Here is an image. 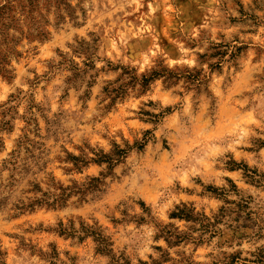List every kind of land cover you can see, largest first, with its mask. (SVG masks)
Wrapping results in <instances>:
<instances>
[{"label": "rangeland", "instance_id": "rangeland-1", "mask_svg": "<svg viewBox=\"0 0 264 264\" xmlns=\"http://www.w3.org/2000/svg\"><path fill=\"white\" fill-rule=\"evenodd\" d=\"M10 1L0 19V264H111L92 237L60 233L81 221L132 264L151 262L168 249L157 225H190L170 217L182 204L225 215L221 234L169 248L172 257L254 260L264 249V0ZM69 65L83 72L74 78ZM25 134L42 153L28 172L4 168ZM146 134L87 201L21 207L35 179L46 189L103 170L68 171L67 152H108Z\"/></svg>", "mask_w": 264, "mask_h": 264}, {"label": "trees", "instance_id": "trees-1", "mask_svg": "<svg viewBox=\"0 0 264 264\" xmlns=\"http://www.w3.org/2000/svg\"><path fill=\"white\" fill-rule=\"evenodd\" d=\"M29 1V6L33 8V0ZM11 7H13V5L10 0L0 6V19L5 18L4 15L7 14L8 10H11ZM69 66L73 70L74 78L83 72L82 68L78 67V65ZM157 75V72L152 73L151 76L143 75L140 82L141 87L145 88L149 81ZM124 90L125 87L123 88V86H119L118 88L109 91V93L116 92L112 96L110 104L114 103L120 94H123ZM148 132L149 131L146 133L148 134ZM147 134L142 140L136 141L133 144L125 143V145L122 146L114 142L112 148L108 152L103 149H95L89 146H87V151L81 149V154L79 155L67 152L66 161L72 165L71 168H68V171L76 170L82 172L85 167H88L91 164H97L103 167V170L99 175H89L83 181L74 180L71 185H64L61 182H56L55 178H53L52 182L49 184L51 187L46 189L42 186L43 180L35 179V181L29 182L32 187L29 189V193H34V195L27 197V200H22L21 207L28 209H34L37 206L52 208L60 207L66 205L68 200L73 196L78 197L81 202L87 201L90 194L93 195L103 191L106 178L113 175L114 168L123 163L131 151L134 149L141 151L145 148L149 140ZM2 143L3 142L0 139V145ZM43 145L42 142L29 138L27 134L23 135L18 140L16 148L11 152L10 158L4 161V168L10 169L11 167L12 171L19 173L30 171L31 167L28 161L30 159H38L39 156L36 153V150H39L41 154ZM22 152L26 154L24 157L22 156ZM14 175L15 174L11 175V178L15 180ZM212 190L215 193H218V190H220L221 193H219V196L225 193V189L213 188ZM141 204L144 203L142 202ZM224 215V208L220 209V214L210 217L203 212L196 211V208L193 206L182 204L171 213L170 217L190 223L188 228L180 229L173 223L157 225L158 232L156 238L163 239L166 242L168 249L188 243L202 245L205 242L210 241L211 238L221 234V229L217 227V225L221 222V217ZM139 220L144 221L146 220V217L142 216ZM60 226L59 231L61 234L75 237L79 240L92 237L96 243L97 252L109 256L111 264H132L131 259L125 253L116 254L114 252L111 237L107 235L97 223L91 225L81 221L80 226L78 227L72 222L70 227H64L62 223ZM156 249L160 251L159 258L152 259L151 262L139 260L137 264H201L191 257L184 255V253L180 258H174L171 256L168 249H163L161 246L156 247ZM239 255L240 253L231 254L228 257V261L213 262L211 264H264L263 248L257 250L254 255V260L241 259Z\"/></svg>", "mask_w": 264, "mask_h": 264}]
</instances>
